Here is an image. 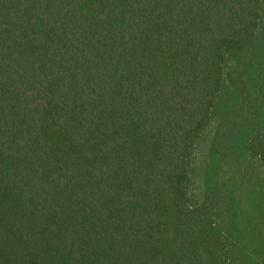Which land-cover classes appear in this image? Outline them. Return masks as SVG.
Wrapping results in <instances>:
<instances>
[{
  "label": "trees",
  "instance_id": "16d2710c",
  "mask_svg": "<svg viewBox=\"0 0 264 264\" xmlns=\"http://www.w3.org/2000/svg\"><path fill=\"white\" fill-rule=\"evenodd\" d=\"M0 264H264V0H0Z\"/></svg>",
  "mask_w": 264,
  "mask_h": 264
}]
</instances>
